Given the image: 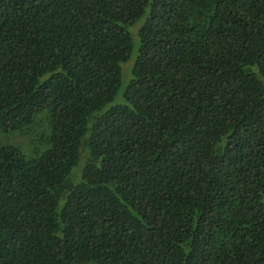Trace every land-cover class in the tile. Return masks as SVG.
Wrapping results in <instances>:
<instances>
[{"label":"trees","instance_id":"obj_1","mask_svg":"<svg viewBox=\"0 0 264 264\" xmlns=\"http://www.w3.org/2000/svg\"><path fill=\"white\" fill-rule=\"evenodd\" d=\"M0 133V264H264V0H0Z\"/></svg>","mask_w":264,"mask_h":264},{"label":"rangeland","instance_id":"obj_2","mask_svg":"<svg viewBox=\"0 0 264 264\" xmlns=\"http://www.w3.org/2000/svg\"><path fill=\"white\" fill-rule=\"evenodd\" d=\"M131 30V29H130ZM125 68V67H124ZM128 76H129V72H128ZM128 79V78H127ZM126 79V80H127ZM125 81V80H124ZM123 80H122V84H123V82H124ZM124 85V84H123ZM123 85H120V87H119V91H118V93H117V95L115 96V98L113 99V101L111 102V104H114V103H121L122 102V98H121V94H120V91H121V87L123 86ZM18 138V137H17ZM16 139V138H15ZM20 139H22V137H20ZM20 139L18 140L20 143H22L21 141H20ZM4 141H7V142H10V143H13V144H17L19 147H20V149L22 150V151H24V152H26V150H25V148H24V146L23 145H21L20 143H17V142H14L13 140H11L10 139V137H9V135H6V134H4V133H0V142H4Z\"/></svg>","mask_w":264,"mask_h":264}]
</instances>
